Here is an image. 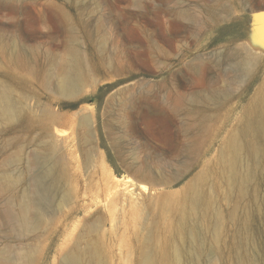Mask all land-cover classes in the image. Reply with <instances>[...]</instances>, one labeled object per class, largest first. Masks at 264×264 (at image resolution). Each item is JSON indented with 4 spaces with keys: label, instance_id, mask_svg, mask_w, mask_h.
Segmentation results:
<instances>
[{
    "label": "bare ground",
    "instance_id": "obj_1",
    "mask_svg": "<svg viewBox=\"0 0 264 264\" xmlns=\"http://www.w3.org/2000/svg\"><path fill=\"white\" fill-rule=\"evenodd\" d=\"M104 5L119 11L117 0H0V60L26 69L45 90L68 99L49 103L38 114L27 108V93L18 94L0 83V120L24 122L27 143L26 155L18 153L6 161L15 166L24 160L23 172L13 177L4 173L0 179L5 189L17 188L21 194L18 202L12 199L5 205L3 217L22 226L29 248L41 247V259L54 264H204L207 252L220 255L224 264H246L231 253L242 233L239 202H248L257 175L260 152L251 136L264 132V89L256 109L259 120L235 130L199 183L143 202L128 198L126 188L107 186L99 197H92L84 187L85 168L94 162L92 153L86 152L81 160L77 152L80 142L88 143L93 134L94 119L90 112L78 115L74 99L102 65L117 74L125 72L128 52L111 55L106 39L97 38L94 15ZM134 16L121 13L119 18ZM82 39L98 41L86 51ZM255 55L249 47H238L223 57L244 72ZM118 96L113 94L105 108L109 130L121 111L138 114L141 121L154 120V104L120 107L115 105ZM190 101L202 103L194 97ZM181 102L171 98L172 110ZM149 169L139 170V177L163 186L180 179V174L160 175ZM100 202L104 206L98 207Z\"/></svg>",
    "mask_w": 264,
    "mask_h": 264
},
{
    "label": "rangeland",
    "instance_id": "obj_2",
    "mask_svg": "<svg viewBox=\"0 0 264 264\" xmlns=\"http://www.w3.org/2000/svg\"><path fill=\"white\" fill-rule=\"evenodd\" d=\"M124 1L117 0L119 11L112 12L104 5L94 15L98 19L97 38L106 39L110 54L122 49L128 52L123 59L125 72L117 74L109 65H102L75 96V112H90L94 119L93 134L88 143L80 142L77 153L81 160L86 152L92 153L94 163L85 168L83 183L92 197L103 194L104 187L118 186L127 189L128 198L143 202L161 194L180 193L184 187L199 183V177L235 130L259 120L256 109L264 89V0ZM121 13L137 16L122 19ZM97 41L82 39L86 51ZM238 47H249L256 53L244 72L223 57ZM54 52L61 54L62 49L54 48ZM0 83L18 94L27 93V108L38 114L49 103L68 101L45 90L26 69L5 65L2 59ZM115 93H119L115 105L120 107L154 104V120L141 121L138 114L121 111L112 124L114 129L109 130L105 108ZM192 97L202 103L191 102ZM171 98L183 101L176 110H172ZM2 122L0 132L5 133L0 134V179L4 173L12 177L22 173L24 160L15 166L7 163L18 153L27 152L24 122ZM251 142L260 152L257 175L252 196L248 202H239L242 233L231 255L242 257L246 264H264V132L253 133ZM25 155L21 157L26 159ZM149 168L160 175L180 174V179L163 186L147 176L139 177V170L151 171ZM18 193L17 188L5 189L0 180V263L54 264L41 259V247L29 248L22 226L11 225L3 217L5 205L12 199L19 201ZM99 206H104L103 202ZM203 261L224 264L222 257L212 252H207Z\"/></svg>",
    "mask_w": 264,
    "mask_h": 264
}]
</instances>
